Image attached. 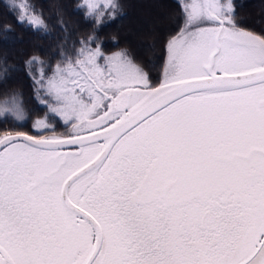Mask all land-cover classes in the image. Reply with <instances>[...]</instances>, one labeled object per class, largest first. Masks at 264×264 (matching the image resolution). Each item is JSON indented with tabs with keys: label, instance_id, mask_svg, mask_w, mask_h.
<instances>
[{
	"label": "snow or ice",
	"instance_id": "snow-or-ice-1",
	"mask_svg": "<svg viewBox=\"0 0 264 264\" xmlns=\"http://www.w3.org/2000/svg\"><path fill=\"white\" fill-rule=\"evenodd\" d=\"M183 11L158 86L91 36L41 70L33 128L71 130L0 134V264H264V33L233 0ZM5 114L24 119L18 95Z\"/></svg>",
	"mask_w": 264,
	"mask_h": 264
},
{
	"label": "trees",
	"instance_id": "trees-1",
	"mask_svg": "<svg viewBox=\"0 0 264 264\" xmlns=\"http://www.w3.org/2000/svg\"><path fill=\"white\" fill-rule=\"evenodd\" d=\"M22 1L31 6L26 7L28 13L43 19L46 29L36 30L18 23L17 17L22 12L13 7L17 4L12 0H0V100L18 95L24 113L21 121L13 115H0V134L5 131L31 133L34 122L48 111L37 98L42 72L45 77L51 76L62 54L73 55L89 36L96 41L90 46L95 48L99 45L105 57L127 50L130 58L149 74L151 82L158 85L167 68L166 46L184 27L183 6L190 2L113 0L116 9H98L90 13L84 0ZM233 2L237 5L240 27L264 33V0ZM156 5L165 11H155ZM144 25H150V29H144ZM5 26L12 31L5 32ZM5 36L9 39L5 40ZM32 56L39 57L45 64L36 63L29 67L25 62ZM51 122L56 125L55 134L69 131L70 125L65 126L62 119L56 118ZM39 134L47 136L53 133Z\"/></svg>",
	"mask_w": 264,
	"mask_h": 264
},
{
	"label": "rangeland",
	"instance_id": "rangeland-1",
	"mask_svg": "<svg viewBox=\"0 0 264 264\" xmlns=\"http://www.w3.org/2000/svg\"><path fill=\"white\" fill-rule=\"evenodd\" d=\"M12 2L14 3V4H17V5H21V4H24V2L22 1V0H12ZM84 2H85V4H86V0H84ZM97 2L99 3V5H100V7L98 8V9H103V10H101V11H105L107 8L104 6V0H97ZM105 8V9H104ZM162 8L164 9L165 7H163L162 6ZM20 10H21V12H22V14L23 13H27L29 16H32L30 13H28V11H27V8H19ZM97 9V10H98ZM154 9H155V11L156 10H159V12H163V11H165V9L164 10H162L161 8H160V6L159 5H156V6H154ZM144 29H150V25H144ZM140 30H142V29H140ZM139 31V30H138ZM152 47V46H151ZM146 49V48H145ZM149 49V48H148ZM151 50H153L154 51V48H150ZM164 79V78H163ZM162 79V80H163ZM69 130H71V126H69V128H68ZM39 132H40V130H38V129H34L33 128V126H32V131H31V133H33L32 135H37V134H39ZM30 133V134H31ZM55 133H53V134H50V135H54ZM49 135V136H50ZM55 135H59V134H55Z\"/></svg>",
	"mask_w": 264,
	"mask_h": 264
},
{
	"label": "water",
	"instance_id": "water-1",
	"mask_svg": "<svg viewBox=\"0 0 264 264\" xmlns=\"http://www.w3.org/2000/svg\"><path fill=\"white\" fill-rule=\"evenodd\" d=\"M158 85H159V84H158ZM158 85H157V86H158ZM28 134H29V133H28ZM30 135H32V134H30ZM34 136H35V135H34Z\"/></svg>",
	"mask_w": 264,
	"mask_h": 264
},
{
	"label": "flooded vegetation",
	"instance_id": "flooded-vegetation-1",
	"mask_svg": "<svg viewBox=\"0 0 264 264\" xmlns=\"http://www.w3.org/2000/svg\"><path fill=\"white\" fill-rule=\"evenodd\" d=\"M70 131V130H69Z\"/></svg>",
	"mask_w": 264,
	"mask_h": 264
}]
</instances>
